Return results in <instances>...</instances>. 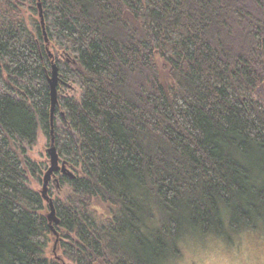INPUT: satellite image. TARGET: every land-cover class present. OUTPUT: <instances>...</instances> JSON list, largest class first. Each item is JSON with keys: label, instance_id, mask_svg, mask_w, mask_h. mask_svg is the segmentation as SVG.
I'll return each instance as SVG.
<instances>
[{"label": "trees", "instance_id": "16d2710c", "mask_svg": "<svg viewBox=\"0 0 264 264\" xmlns=\"http://www.w3.org/2000/svg\"><path fill=\"white\" fill-rule=\"evenodd\" d=\"M54 64L57 235L28 155ZM262 89L264 0H0V264H166L264 230Z\"/></svg>", "mask_w": 264, "mask_h": 264}, {"label": "rangeland", "instance_id": "374dc122", "mask_svg": "<svg viewBox=\"0 0 264 264\" xmlns=\"http://www.w3.org/2000/svg\"><path fill=\"white\" fill-rule=\"evenodd\" d=\"M75 92L73 88L70 93ZM258 95L264 100V89ZM49 147V137L43 131L40 132L37 143L28 147V155L43 168L41 180H31L32 187L38 191H42L44 175L51 165ZM59 166L62 167L61 162ZM65 168L67 169L66 163ZM51 192L56 193L53 182L49 183V196L52 195ZM52 246L53 242L48 253L52 252ZM181 250V256L171 258L166 264H264V230L246 229L231 234V240L192 233L182 239Z\"/></svg>", "mask_w": 264, "mask_h": 264}, {"label": "water", "instance_id": "95a60500", "mask_svg": "<svg viewBox=\"0 0 264 264\" xmlns=\"http://www.w3.org/2000/svg\"><path fill=\"white\" fill-rule=\"evenodd\" d=\"M39 10H40L41 21L45 29V19L43 16V7H42L41 2H39ZM45 35L48 40L46 31H45ZM50 84H51V90H52L51 91V94H52V128L50 132V147L48 149V152L51 158V165L44 175L42 195L46 199V201L49 203L50 212L48 214V217L50 220L52 231L54 234L57 235V231H56V227L54 223L58 224L59 219L56 216L54 201L48 194V185L55 171L59 170L60 168H62L63 171H66V168H65V162L63 163L62 167L59 166V155L57 152V147L55 145L56 136H55V127H54L53 118H54L56 104L58 102V87L57 86L59 84V71H58V67L56 64L53 65L52 76L50 77ZM55 249H56V246H55Z\"/></svg>", "mask_w": 264, "mask_h": 264}, {"label": "bare ground", "instance_id": "6f19581e", "mask_svg": "<svg viewBox=\"0 0 264 264\" xmlns=\"http://www.w3.org/2000/svg\"><path fill=\"white\" fill-rule=\"evenodd\" d=\"M59 160H60V158H59ZM60 162V161H59ZM64 163V162H63ZM62 164V163H61ZM63 165V164H62ZM50 167V166H49ZM49 169V168H48ZM48 190H49V185H48ZM41 193H42V191H41Z\"/></svg>", "mask_w": 264, "mask_h": 264}]
</instances>
